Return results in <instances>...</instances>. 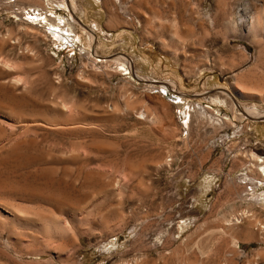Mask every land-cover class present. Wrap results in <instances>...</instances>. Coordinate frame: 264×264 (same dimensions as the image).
<instances>
[{
  "label": "rangeland",
  "instance_id": "obj_1",
  "mask_svg": "<svg viewBox=\"0 0 264 264\" xmlns=\"http://www.w3.org/2000/svg\"><path fill=\"white\" fill-rule=\"evenodd\" d=\"M42 1L0 0V264H264V0Z\"/></svg>",
  "mask_w": 264,
  "mask_h": 264
},
{
  "label": "bare ground",
  "instance_id": "obj_2",
  "mask_svg": "<svg viewBox=\"0 0 264 264\" xmlns=\"http://www.w3.org/2000/svg\"><path fill=\"white\" fill-rule=\"evenodd\" d=\"M39 1H42V0H36V1L34 0V2H39ZM42 3H43V1H42ZM59 3H62V2H59ZM69 7H70L69 10H71V11L73 9H75L73 4H72V6H69ZM71 20L74 23L76 19L74 20L73 17H72ZM43 21H44L43 23L46 26H48V30H49L50 34L54 38H56L57 40H64L65 42H70V41H74V40L76 41V37L75 36L72 37L69 34H65V31L67 33H69L72 30V29L69 30V27L70 28L73 27V26L72 27L70 26V22L71 21L69 22L68 20H66L67 21V23L65 24L67 26L66 29H65V25H63V27H61L62 26L61 25V18H59V17H57V18L54 17L53 19L45 17V18H43ZM239 24H240L241 30H243L247 36L251 37L254 40L253 42L255 44H257V43L260 44V40H258V37H260V38L264 37V13H256L255 12L250 17L239 18ZM86 31H87V33H89L90 40H91V37L93 39V34H92L93 31L91 29L90 30H86ZM257 40H258V42H257ZM99 62H102V60H100ZM115 63L120 66L121 71L127 72L126 74H128V75L131 74L129 71H127L128 65L125 64V61L121 60L120 58H116L115 59ZM246 77H244L243 81L245 80ZM251 78H252V76H251ZM249 81L250 80H248V82ZM238 82H236V88L234 89L235 90L234 92L236 93L238 98H240L242 100H257L259 103H261L264 100V91L263 90H257V87L252 85L253 84L252 81H250V83H252V84L245 83L246 85L244 83H242V85H241V83H238ZM240 82H242V81H240ZM247 84L248 85L250 84V85L254 86L256 89L252 88V86H248ZM160 88L163 89V87H159L158 89H160ZM178 99L182 100L181 95L178 97ZM222 102L223 101H221L220 97H216L215 99H213V103H215V104H221ZM179 104H181V103H179ZM244 112H247L246 109L244 110ZM247 113H249L251 118L252 117H256V116H260V117L263 116L264 117V115H262V112L259 111V110H256V109H249V112H247ZM226 119H228V118H226ZM251 157H252L253 160H255L256 163H258V165H257L258 174H260V176L264 179V158L262 159L261 157H257V156H254V155L251 156ZM240 216H242V215H240ZM231 223H232V221H231Z\"/></svg>",
  "mask_w": 264,
  "mask_h": 264
}]
</instances>
